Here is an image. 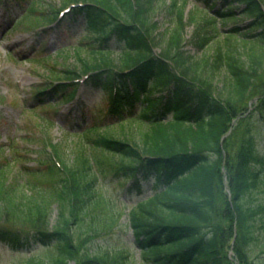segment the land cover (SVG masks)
I'll return each instance as SVG.
<instances>
[{"label":"trees","instance_id":"obj_1","mask_svg":"<svg viewBox=\"0 0 264 264\" xmlns=\"http://www.w3.org/2000/svg\"><path fill=\"white\" fill-rule=\"evenodd\" d=\"M22 1L24 11L10 29L22 26L45 41L55 31L65 42L69 28L82 21L92 40V58L82 61L81 71L69 67L49 85L34 89L39 107L72 101L80 88L76 80L91 74L86 87L106 95L105 110L112 121L93 120L75 133L84 143L72 163L38 127L37 166L19 169L31 177L27 184L32 193L21 179L12 186L3 180L11 160L0 167V244L23 251L52 246L57 252L52 264H127L123 251L92 255L87 243L77 240L74 226L92 212L102 180H124L133 193L152 179L155 187L163 188L130 211L145 264H264V235L261 245L258 235L264 234V204L248 202L264 169L255 122L257 117L264 122V52L254 50L264 49V0H196L210 9L221 1L216 13L223 22L235 18V3L242 5V14L251 20L246 31H257L249 63L228 39L216 59L207 60L210 74H196L198 63L187 57L186 2L179 6L174 1L178 27L159 54L150 24L151 8L159 0H68L63 8L77 7L54 29L50 25L58 21L61 9L42 0H0V5ZM207 29L197 30L200 48L216 37V28ZM238 30L232 28L228 36ZM115 51L118 58L111 56ZM222 69L227 72L225 94L214 82ZM77 107L84 118L88 106L80 102ZM126 112L147 126L143 144L101 131L123 123ZM36 117L46 126L53 123L49 116ZM26 140L36 143L31 136ZM54 203L59 218L52 227ZM257 245L263 248L260 253ZM28 264L45 262L31 258Z\"/></svg>","mask_w":264,"mask_h":264},{"label":"rangeland","instance_id":"obj_2","mask_svg":"<svg viewBox=\"0 0 264 264\" xmlns=\"http://www.w3.org/2000/svg\"><path fill=\"white\" fill-rule=\"evenodd\" d=\"M46 5L53 9L60 10L68 0H42ZM175 0H159L151 8L150 24L154 36L156 37V52L161 53L167 40L173 35L178 27L177 11L172 9ZM178 5H184L185 20L187 30L185 38L187 40L185 51L187 57H191L195 63V73L202 74L210 70L206 66L207 60H215L218 48L226 46L229 39L230 46L238 55L242 56L249 63L251 58L253 43L257 37L256 30L249 28L250 19L242 14V5L234 4V19L221 21L216 10L222 6L221 1L214 9L205 7L196 0H176ZM23 3L18 5L15 2H8L4 9H0V167L6 165L11 160L12 166L8 169L7 175L3 180L12 186L15 181H21L27 185L26 189L31 190L27 181L31 177L25 175L26 171L20 173L19 169L26 167H36L35 159L38 157L35 151L39 148L41 141L38 127L44 128L53 142L66 151L69 162H73L77 157V152L82 148L84 137L73 135V132L80 131L84 127V120L89 124L93 120L112 121V116L107 114L105 108L107 98L102 91H92L86 86L81 88L78 93L80 100L88 104L91 108L82 118L79 109L74 102L59 101L49 106V109L39 107L38 100L34 98V89L43 88L49 85L53 77L58 76L62 70L67 68L83 69V60L92 58L89 53V43L92 42L84 30L83 22L80 21L70 27L68 32L69 39L66 43H59L58 33L55 31L45 41L42 37L25 30L22 26L16 29H9L10 18L19 15ZM41 9V7L39 6ZM215 16L216 20L209 25V20ZM200 26L207 27L208 31H214L216 37L205 48H200L197 38V30ZM234 27L239 30L235 36H228V32ZM67 33V34H68ZM203 36H206L202 33ZM205 38V37H203ZM66 44L68 47L58 52V49ZM112 46H115L114 44ZM77 47H80V49ZM94 47V46H93ZM255 52H264L261 47H255ZM50 57L47 58V56ZM113 57H118V51L113 52ZM46 57V58H45ZM44 58V59H41ZM209 70V71H208ZM55 73V74H53ZM227 76L226 70L217 71L214 82L220 90L225 87L224 80ZM50 87V86H49ZM50 91V89H49ZM224 94H225V90ZM77 97V98H78ZM257 104V103H256ZM33 107L35 109H33ZM33 109L34 111H26ZM47 112H49L47 114ZM52 116L54 123L46 126L38 117ZM124 122L114 123L109 128H103V132L109 131L114 137L128 136L139 144H143L147 126L142 124L139 119H129V114H123ZM114 117V121H119ZM256 135L259 141V150L264 155V122L258 117ZM31 136L33 141L26 139ZM35 143V144H34ZM40 149V148H39ZM42 149V148H41ZM15 157H18L17 159ZM261 183L259 188L254 191L253 197L249 198L250 204H264V169H262ZM129 184H124V180L107 178L101 181L98 188L99 198L92 208V212L86 214L84 223L74 226V231L78 241H85L90 248L92 255L101 254L106 251L121 252L128 256L127 264H145L142 260L140 249L136 246L132 228L130 226V211L136 204L149 197L155 191L160 190L161 186L154 188L152 181H147L142 186L141 193H129ZM59 207L57 204L52 206L50 217L51 226L58 223ZM263 242L262 232H258ZM259 253L263 250L259 248ZM57 252L54 247L37 246L32 251L14 249L11 246L0 244V264H28L30 259L43 261L45 264H52L56 259ZM70 264H74L71 262Z\"/></svg>","mask_w":264,"mask_h":264}]
</instances>
